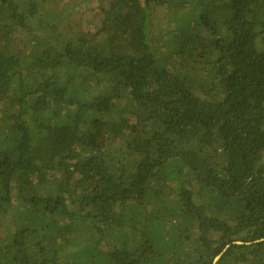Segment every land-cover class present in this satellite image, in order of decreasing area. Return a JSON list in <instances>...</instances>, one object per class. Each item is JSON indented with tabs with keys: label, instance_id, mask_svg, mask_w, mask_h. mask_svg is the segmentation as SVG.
<instances>
[{
	"label": "trees",
	"instance_id": "obj_1",
	"mask_svg": "<svg viewBox=\"0 0 264 264\" xmlns=\"http://www.w3.org/2000/svg\"><path fill=\"white\" fill-rule=\"evenodd\" d=\"M0 264H264V0H0Z\"/></svg>",
	"mask_w": 264,
	"mask_h": 264
},
{
	"label": "rangeland",
	"instance_id": "obj_2",
	"mask_svg": "<svg viewBox=\"0 0 264 264\" xmlns=\"http://www.w3.org/2000/svg\"><path fill=\"white\" fill-rule=\"evenodd\" d=\"M86 16H87V17H86ZM86 16H85V19H84L83 21H85V20H90L92 15L89 14V15H86ZM83 17H84V16H83ZM83 23H84V22H83ZM83 27H84V26H83ZM78 28H81V27H78Z\"/></svg>",
	"mask_w": 264,
	"mask_h": 264
},
{
	"label": "water",
	"instance_id": "obj_3",
	"mask_svg": "<svg viewBox=\"0 0 264 264\" xmlns=\"http://www.w3.org/2000/svg\"><path fill=\"white\" fill-rule=\"evenodd\" d=\"M260 240H263V239H260ZM235 243H241V241H235ZM221 255V253L220 254H218L216 257H215V259H214V261H216L218 258H219V256Z\"/></svg>",
	"mask_w": 264,
	"mask_h": 264
}]
</instances>
